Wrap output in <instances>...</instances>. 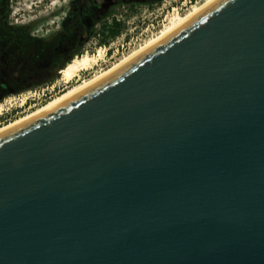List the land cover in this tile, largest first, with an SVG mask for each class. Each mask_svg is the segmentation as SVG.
Wrapping results in <instances>:
<instances>
[{
  "label": "water",
  "instance_id": "95a60500",
  "mask_svg": "<svg viewBox=\"0 0 264 264\" xmlns=\"http://www.w3.org/2000/svg\"><path fill=\"white\" fill-rule=\"evenodd\" d=\"M0 264H264V0L0 132Z\"/></svg>",
  "mask_w": 264,
  "mask_h": 264
},
{
  "label": "flooded vegetation",
  "instance_id": "af4514ba",
  "mask_svg": "<svg viewBox=\"0 0 264 264\" xmlns=\"http://www.w3.org/2000/svg\"><path fill=\"white\" fill-rule=\"evenodd\" d=\"M148 1L74 0L60 28L48 38H40L31 24H16L17 17L11 16L10 0H0V100L9 95L60 92L50 83L91 41L94 27L109 17L120 23L115 9L133 10L137 4ZM102 39L103 36L98 42Z\"/></svg>",
  "mask_w": 264,
  "mask_h": 264
},
{
  "label": "rangeland",
  "instance_id": "374dc122",
  "mask_svg": "<svg viewBox=\"0 0 264 264\" xmlns=\"http://www.w3.org/2000/svg\"><path fill=\"white\" fill-rule=\"evenodd\" d=\"M74 0H10L11 16L17 17L16 24L28 25L33 27L34 34L40 38H48L49 34L60 28L65 21V15ZM204 0H149L148 4L139 3L132 10L126 7H118L114 10L116 16L120 18L119 34L109 38L103 30L104 26H110L112 21L105 19L94 27L93 38L80 50L78 56L88 53L97 55L99 49H103L101 56L97 57V63L91 68L81 71L79 75L68 83L63 82L59 76L50 84L55 91L52 96L46 98L40 92L36 94L9 95L0 100V127L8 124L36 107L44 104L54 96L58 95L68 87L76 84L82 79L89 78L99 71L107 68L119 58L128 54L131 50L143 44L146 40L156 35L164 28L175 13L183 15L192 5L200 4ZM99 34V35H97ZM103 36V39L100 38ZM110 48V49H109ZM75 56L72 57V59ZM70 62V61H69ZM49 84V85H50ZM44 93H47L44 91ZM27 99H26V97ZM25 98L22 102L21 99ZM45 99V100H44ZM23 104V105H22Z\"/></svg>",
  "mask_w": 264,
  "mask_h": 264
},
{
  "label": "bare ground",
  "instance_id": "6f19581e",
  "mask_svg": "<svg viewBox=\"0 0 264 264\" xmlns=\"http://www.w3.org/2000/svg\"><path fill=\"white\" fill-rule=\"evenodd\" d=\"M213 0H204L200 4L192 5L190 9L184 13L183 15H180L178 13H175L173 17L169 20V23L162 28L156 35L152 36L148 40H146L143 44L139 45L137 48L131 50L128 54L124 55L123 57L116 60L114 63H112L107 68L99 71L95 75L82 79L78 81L76 84L68 87L66 90L62 91L58 95L54 96L50 100L46 101L44 104L36 107L35 109L31 110L29 113L16 118L13 121H10L8 124H5L0 127V132L5 131L15 125H18L19 123H22L24 121H27L47 110L54 107L55 105L61 103L68 97L74 95L75 93L81 91L82 89L86 88L90 84L94 83L98 79L102 78L106 74L113 71L115 68L120 66L122 63L127 61L129 58L137 54L139 51L150 45L155 40L159 39L181 23H183L186 19L191 17L193 14L201 10L203 7H205L208 3L212 2ZM103 53V49H99L97 55H90L88 53H84L80 56L74 57L70 62H68L61 70H60V79L63 82L68 83L69 81L73 80V78L77 77L81 71H85L89 68H91L93 65H95L97 62V57L101 56ZM100 58V57H99ZM26 97V96H25ZM27 99V97H26ZM22 102L25 101V98L21 99ZM23 105V104H22ZM1 111V106H0ZM1 113V112H0Z\"/></svg>",
  "mask_w": 264,
  "mask_h": 264
},
{
  "label": "trees",
  "instance_id": "16d2710c",
  "mask_svg": "<svg viewBox=\"0 0 264 264\" xmlns=\"http://www.w3.org/2000/svg\"><path fill=\"white\" fill-rule=\"evenodd\" d=\"M121 24L114 20L110 26H104L103 30L107 37H116L119 34Z\"/></svg>",
  "mask_w": 264,
  "mask_h": 264
},
{
  "label": "built area",
  "instance_id": "2783aa9c",
  "mask_svg": "<svg viewBox=\"0 0 264 264\" xmlns=\"http://www.w3.org/2000/svg\"><path fill=\"white\" fill-rule=\"evenodd\" d=\"M58 93V92H57ZM54 94H56V93H54ZM45 97L44 98H46L47 97V95H48V97L50 98L51 96H52V93H44L43 94ZM45 100V99H44Z\"/></svg>",
  "mask_w": 264,
  "mask_h": 264
}]
</instances>
